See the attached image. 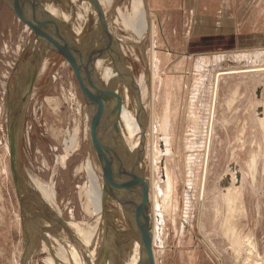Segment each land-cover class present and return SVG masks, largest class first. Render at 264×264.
<instances>
[{
	"label": "rangeland",
	"instance_id": "obj_1",
	"mask_svg": "<svg viewBox=\"0 0 264 264\" xmlns=\"http://www.w3.org/2000/svg\"><path fill=\"white\" fill-rule=\"evenodd\" d=\"M124 1L100 4L95 13L118 43L104 48L107 37L91 20L96 34L84 40V50L93 63L113 70L115 80L102 74L99 83L114 92L117 104L135 114L136 104L144 110L142 163L153 207L150 230L157 233L155 264H264V0H145L153 33L142 41L114 24ZM13 2L0 0V264H45L59 249L58 222H67L61 224L66 234L71 221L97 226L84 211L86 174L76 171L84 160L97 161L72 70L44 32L35 34L17 18ZM247 69L259 71L223 74L215 84L220 71ZM10 120L17 182L9 165ZM74 128L79 146L62 165ZM28 172L53 187L51 217L38 209L37 195L23 192ZM104 233L101 264L116 239L110 225Z\"/></svg>",
	"mask_w": 264,
	"mask_h": 264
},
{
	"label": "bare ground",
	"instance_id": "obj_2",
	"mask_svg": "<svg viewBox=\"0 0 264 264\" xmlns=\"http://www.w3.org/2000/svg\"><path fill=\"white\" fill-rule=\"evenodd\" d=\"M63 1L66 2L65 6L64 7L59 6V4ZM98 1H99V4H98ZM98 1H97L98 6L100 4L101 6L103 4H106L107 7H110L113 2V0H98ZM53 2L55 5H57L60 11H55V9L51 7L52 6L51 3ZM21 4H26V8L28 7V10L32 14L31 18L36 21L35 22L36 24L41 26L38 28H41V29L43 28V30L47 31L48 39L50 38L49 40L51 41L53 47L56 46V43L54 41L53 35L51 34V22L56 17L64 21L70 26L69 28L70 34L77 37V41L80 42V44H83L84 40L91 41L94 38V34H96V30L94 27V25H96L95 24V13L96 12L94 13V11L90 8L88 3H85L82 0H78V1L76 0H52V1L51 0H34V5L30 3V0H27L24 3H20V5ZM122 5H123L122 8L117 9L116 19L114 21V24L118 26L121 30L126 32L128 36L132 37L135 41L144 40L145 35L147 33H149V36L152 37V33H153L152 26L153 25L151 23V20L149 21L146 16L145 0H129V2H125V4L123 3ZM81 6L84 7L85 10L82 9ZM18 7L21 9L20 6ZM62 12H64L65 14L64 13L62 14ZM61 15H63V17ZM91 20H93L94 25H92ZM82 39H83V43H81ZM151 40L152 39H150V41ZM130 47L132 46L130 45ZM89 64H90V69L92 73L95 74L99 80L97 82H95L94 80L93 82L91 80L89 81V85L97 90L99 89L101 92L106 94L113 101L115 108L120 114V117L118 121H115L113 117L111 116V114L107 113L106 107L103 104L94 105L90 107L89 109L91 112H93L94 114L98 116L107 134L112 133L122 138V141L127 150V154H129L130 156V158H128V161H130L131 164L134 165L133 167L134 172H132V174L134 178L136 179V181L139 182L140 181L139 174L136 171L138 169L137 168L138 167L137 153L139 151L140 144H141L140 138L141 136H143V131H144V124H145L144 123L145 122L144 110L142 107L139 108V104H136L137 112L135 114V111L126 110V108H124L123 105L120 106L119 104H117V101L119 99L117 101L115 100L114 92L108 91L105 87L103 88L100 84L101 83L100 80L102 77L104 78V80L106 79V81L108 82V75L111 80H115L113 79L115 75L113 70H111L110 68H107V66H105L104 62L102 61H97L96 63L95 62L93 63L92 61H90ZM262 69L264 70V68ZM255 70H258V69L220 71L215 75L216 76L215 84L217 83L216 80L218 79L220 75L229 74V73H239L241 71L243 72V71H255ZM118 72L120 75L125 76L124 72L121 73L119 70ZM102 74L103 76L101 77ZM114 82L115 81H112V83ZM142 82L143 81H139L138 85H140L141 91L143 92L144 85H142ZM215 92H216V88H215ZM124 101H126L127 103V100H124ZM134 105L135 103H133V108H130V109H134ZM210 113L213 115V107L211 108ZM134 114L137 118V122L140 127L139 128L140 132L138 130L137 122L136 121L134 122V119L132 118ZM262 122L264 124V119ZM211 126H212V121L210 124V128ZM84 131L86 135L88 134V132H90L88 125ZM68 135L70 136L69 141L68 143L65 144L64 155L60 159L62 165H65L64 163H65V160L67 159V156L69 155V152L74 150V148H76L77 146H79L76 143V139L78 136V129L74 128L72 131V134L71 135L68 134ZM130 141L132 142L131 144L133 145V149H132V145L129 143ZM207 148L208 147L206 144V149ZM118 151H119V156L121 158L124 157V155H122V152L117 149V152ZM151 151H150L151 153L150 156L153 159L155 156V152H151ZM124 159H127V157L125 156ZM206 161H207V153H205V157H204L205 166H206ZM82 170L85 172L87 180H88V185L86 189H84L83 187L85 191V196H86V202L84 203L85 204L84 211L86 215L89 216V218H94L95 220L98 221L97 226L94 228V230H89L85 221L82 220L77 225H76L77 222L71 221L69 223H73V224L71 225L70 234H66V230L63 229L61 224H65L67 222L66 221L65 222L60 221V223L58 222V224L61 226V229L59 230L60 231V234H58L59 237H57L56 240H54V242L57 245H59V249H56L55 247L54 254L53 255L49 254L46 256L47 258L44 261L45 264H101L100 258L98 257V255L101 252V250H103L100 247L101 241L105 242V244L106 243L108 244V241H106L105 239V233H104V226L107 227V225L111 226L116 239L112 240L113 243L112 242L109 243L112 247L111 253L112 252L113 253L112 254L110 253V255L107 254L106 257L104 256L103 258L104 261L102 264H136L138 257H139L138 247H139V240H140V231L136 227L135 220L129 214V210L124 201L123 194L121 193L119 187L117 186L114 180V177L112 175V172L106 165L104 166L106 186H105V205L102 207L101 205L102 180H101V170L99 168L98 163L96 165L92 160H89V159L84 160L83 162H81V165L77 168L76 171H82ZM25 178L26 179L24 180V184L21 187L23 192L28 191L29 193H31V195H37L40 201V205L42 207V208L39 207L38 209L40 210L45 209L47 214L51 217L54 213L53 207L55 208L56 206L55 192H54L53 187L46 185L42 180L36 178L33 174L29 172L27 173ZM202 183L203 184L201 188H203L204 186V182ZM151 191H152V187H151ZM230 195L234 196V194H230ZM229 196L226 197L228 200V204H230L229 202L233 200L232 198L230 199ZM237 199L239 198L237 197ZM229 208L232 210L230 205H229ZM56 226L57 225L54 224V227ZM230 231L232 234H234L235 229L231 228ZM151 234H152V243H153L156 240L157 233L156 231L152 230ZM45 251H48V250H45ZM153 254H154V251H153Z\"/></svg>",
	"mask_w": 264,
	"mask_h": 264
},
{
	"label": "water",
	"instance_id": "obj_3",
	"mask_svg": "<svg viewBox=\"0 0 264 264\" xmlns=\"http://www.w3.org/2000/svg\"><path fill=\"white\" fill-rule=\"evenodd\" d=\"M27 1V0H26ZM24 0H15L14 5L10 7L13 13L17 18L23 23L27 24L35 34H40L44 32L48 38L46 30L38 24L31 17L28 20L23 17L20 13L23 11V6L26 4H21L26 2ZM78 1V0H76ZM85 3H88L90 8L98 13L99 6L96 0H82ZM30 3L34 5V0H30ZM20 6L21 9L18 7ZM39 9V8H38ZM32 16V14H31ZM95 24L98 29L107 37L104 48L111 47V42L114 44L118 43L117 37H115L104 25L103 20L100 16L95 14ZM70 26L64 21L58 19L57 17L51 22V34L53 35L56 46L53 47L51 41L49 43L51 47L57 50L64 58L66 64L70 67L75 77L76 83L78 85L79 91L81 93L85 108L87 109V117L85 116L86 121L89 124L91 145L95 153L96 161L101 170V205H105V175H104V166L106 165L112 175L114 180L119 187L121 193L123 194L124 201L128 207L129 214L135 220L136 227L140 231V240H139V257L136 264H155V258L153 254V243H152V234H151V220L149 217L150 205L148 201V183L143 177V143L144 136H141L140 148L137 153L138 157V169L136 170L139 174V182L136 181L132 172H134V165L128 161L130 158L127 154V150L122 139L118 135L107 134L104 130V126L99 120L98 116L90 111V107L103 104L106 107L107 113L111 114L115 121H118L120 114L115 108L113 101L99 89H95L89 85L91 81L90 73V64L91 60L87 59V56L84 51V43L80 44L77 41V37L70 34ZM81 36V35H80ZM115 44V45H116ZM111 50V49H110ZM119 54V53H118ZM118 57H121L119 54ZM121 59V58H120ZM121 62V61H120ZM92 73V72H91ZM35 78V73H33L30 84H32ZM8 137H9V165L10 170L13 175V179L17 182V172H16V163H15V125L13 121L8 123ZM122 152L124 157L119 156V151ZM128 155V156H127ZM125 156L127 159H124ZM135 171V172H136ZM136 172V173H137ZM60 221V220H59ZM62 222V221H61Z\"/></svg>",
	"mask_w": 264,
	"mask_h": 264
}]
</instances>
